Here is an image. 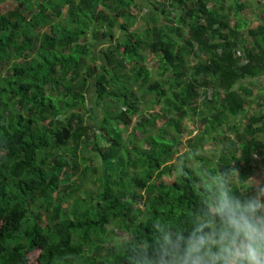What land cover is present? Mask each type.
Wrapping results in <instances>:
<instances>
[{"label":"trees","instance_id":"1","mask_svg":"<svg viewBox=\"0 0 264 264\" xmlns=\"http://www.w3.org/2000/svg\"><path fill=\"white\" fill-rule=\"evenodd\" d=\"M7 1L0 264H27L34 249L40 264H163L178 236L216 226L218 191L255 193L247 183L264 160V112L247 80L264 76V23L249 27L242 0L228 10L225 0H161L143 31L133 30L137 0H11L4 11ZM105 39L106 63L94 51ZM199 114L209 128L180 155L183 122ZM225 129L235 139L200 155L194 144ZM110 225L126 235L107 245Z\"/></svg>","mask_w":264,"mask_h":264},{"label":"clouds","instance_id":"2","mask_svg":"<svg viewBox=\"0 0 264 264\" xmlns=\"http://www.w3.org/2000/svg\"><path fill=\"white\" fill-rule=\"evenodd\" d=\"M253 179L254 196L241 201L221 192L211 209L216 226L201 223L186 238L178 236L163 264H264V177Z\"/></svg>","mask_w":264,"mask_h":264},{"label":"rangeland","instance_id":"3","mask_svg":"<svg viewBox=\"0 0 264 264\" xmlns=\"http://www.w3.org/2000/svg\"><path fill=\"white\" fill-rule=\"evenodd\" d=\"M161 0H156L155 2V7L159 6V8L162 6L160 4ZM233 0H225L224 2V9L228 10V7L230 6V4L232 3ZM243 3H245L247 5L246 9L243 11L242 13V17L247 20L249 27H257L259 25H261L262 23H264V14L262 9L264 8V0H242ZM15 3L12 2L11 0H8L7 2H5L3 4V9L4 11L9 10L14 8ZM139 11V22H137V24L135 25V27L133 28V30H139V31H143L146 29L147 25L143 19L142 16H146L147 17V10L144 11L141 8H138ZM153 12L156 13V10H154ZM154 13V14H155ZM152 16V15H151ZM149 19V18H148ZM161 21H163V17L160 18ZM231 22H232V26H234L235 24V20L232 17L231 18ZM118 34V32H116ZM114 44V42L111 39H105L103 42H101V44H99L96 48H95V53L100 56V58L102 59V61L104 63L105 59L103 57V54L100 53L102 50H105L107 48V46H112ZM148 63L149 65L152 67L153 70V77L157 78L159 77L158 71H159V57L156 54H151L149 59H148ZM3 75L7 74V70L4 69ZM249 83H251L250 85H253V91L255 94V97L259 98V102L261 103V105L263 106L262 109H260L259 113L264 112V76L262 78H259L256 82H252V80H247ZM95 86L93 87V90L91 93L94 92ZM144 98V97H143ZM142 98V99H143ZM144 100V99H143ZM145 104L142 103L141 108H144ZM259 110V107L257 106V103L253 106L252 108V112H255ZM158 112H160V109H158ZM204 115H207V111H204ZM138 118L135 116L134 117V121L132 123V125H134L137 122ZM92 122V121H91ZM92 124H94L92 122ZM132 125L129 126H125V132L124 135L127 136L129 134V132L132 129ZM183 128L186 130V134L183 138V146L181 147L180 151V155L183 153H187L190 149V146L186 145V143H188V141L191 140H195L199 137L200 134H204L206 132V129L209 128V124L203 125L202 123V116L201 114L199 115H195L192 116L188 119H186L183 122ZM226 130V131H225ZM222 130V133H220V135L218 136V139H215L213 137H211L210 135L206 136L207 138L204 140L203 143L198 144V142H196L194 144V146L198 149V152L200 155H202L204 158L207 159H212L215 158L220 149L222 147H224L226 145L225 142V137H228L232 140L235 139L234 135L232 134V130L231 129H225ZM225 131V133H224ZM97 164H100L101 161L97 160L96 161ZM175 165H178L177 162H175ZM254 166V173L252 175V178L250 181H248V185L255 187L256 188V184L255 181L253 179V177H264V160L261 159H256L253 163ZM178 175V172H176L173 176H165L164 177V181L167 184L172 183L175 179L176 176ZM64 183H66V178L63 179ZM221 192H217L216 194V198H215V203L217 202L218 198L220 197ZM256 194V192L254 194L251 195L254 196ZM126 235L124 231H120L118 228H115L114 226L110 225L109 226V231L108 234L106 235V244L107 245H112L114 244V238H119ZM40 250L39 249H34L29 253V260L27 262V264H40L38 262V256H39Z\"/></svg>","mask_w":264,"mask_h":264},{"label":"crops","instance_id":"4","mask_svg":"<svg viewBox=\"0 0 264 264\" xmlns=\"http://www.w3.org/2000/svg\"><path fill=\"white\" fill-rule=\"evenodd\" d=\"M137 2L139 4V8L143 9L144 11L147 10V12H148L147 17L142 16L145 23H146V20L148 18H150V16L155 13L153 11L156 10V7H155L156 0H137ZM156 12H157V10H156ZM138 22H139V20H138Z\"/></svg>","mask_w":264,"mask_h":264}]
</instances>
